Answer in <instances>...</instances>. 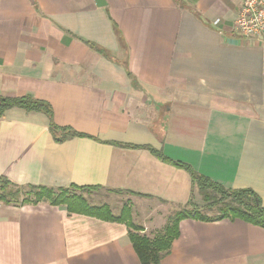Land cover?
Returning <instances> with one entry per match:
<instances>
[{
  "label": "crops",
  "instance_id": "crops-1",
  "mask_svg": "<svg viewBox=\"0 0 264 264\" xmlns=\"http://www.w3.org/2000/svg\"><path fill=\"white\" fill-rule=\"evenodd\" d=\"M103 1L0 0V96L47 103L54 124L85 135L58 142L47 114L9 108L0 176L119 193L118 210L102 204L128 206L150 237L203 203L171 161L264 207V34L237 31L241 0ZM178 231L159 264H264L263 227L184 218ZM0 264L141 263L124 223L0 200Z\"/></svg>",
  "mask_w": 264,
  "mask_h": 264
},
{
  "label": "trees",
  "instance_id": "trees-1",
  "mask_svg": "<svg viewBox=\"0 0 264 264\" xmlns=\"http://www.w3.org/2000/svg\"><path fill=\"white\" fill-rule=\"evenodd\" d=\"M12 107H21L27 111H41L47 114L50 119V130L53 138L61 142L68 137L85 135L76 131L59 127L52 121V111L47 103L38 99L24 97H1L0 96V117L5 110ZM131 147L147 148L151 153L164 161L170 160L161 156L155 149L148 146L131 145ZM177 167L189 172L191 182L201 196L203 205L209 210H214L213 215H205L199 212L190 199L185 206L175 210L168 216L162 232L153 236L142 234V228L132 222L130 208L124 205L118 215H113L107 204L93 205L83 196V191L99 189L96 186H77L48 188L35 185H18L5 177L0 176V200L5 204H37L42 201L50 205H62L71 213H80L96 216L106 221L120 222L127 226L129 239L132 247L141 264H159L160 259L166 254L171 242L178 236L179 222L184 218H193L202 221H213L223 218L241 219L247 223L264 228V207L261 205L258 196L250 189H226L219 183L201 175L182 162H173ZM118 192V191H117ZM20 195H22L20 199Z\"/></svg>",
  "mask_w": 264,
  "mask_h": 264
},
{
  "label": "built area",
  "instance_id": "built-area-1",
  "mask_svg": "<svg viewBox=\"0 0 264 264\" xmlns=\"http://www.w3.org/2000/svg\"><path fill=\"white\" fill-rule=\"evenodd\" d=\"M235 27L244 38H257L264 34V0H241Z\"/></svg>",
  "mask_w": 264,
  "mask_h": 264
},
{
  "label": "rangeland",
  "instance_id": "rangeland-1",
  "mask_svg": "<svg viewBox=\"0 0 264 264\" xmlns=\"http://www.w3.org/2000/svg\"><path fill=\"white\" fill-rule=\"evenodd\" d=\"M82 194L88 200V202L90 204H93V205L94 204L100 205L102 203L109 202V203H111L110 205L112 206V208L114 207L117 210L119 209V206L121 205L119 203H114L113 200L118 198L117 196H119V193H115L113 191H107L104 189H96L93 192L83 191ZM21 197H22V195H20V199H21ZM122 199H123V197H122ZM110 205H108V206L110 207ZM197 209L199 210V212H201L202 214H205V215H213V213H214V210H209L208 208H206V206L203 205V203L201 206L197 207ZM117 210L116 211L114 210L113 212L117 213L118 212ZM173 212L174 211L170 212L169 215H171ZM116 215H118V213ZM166 222H167V219H166ZM159 230H158V232H162L163 229H159Z\"/></svg>",
  "mask_w": 264,
  "mask_h": 264
},
{
  "label": "water",
  "instance_id": "water-1",
  "mask_svg": "<svg viewBox=\"0 0 264 264\" xmlns=\"http://www.w3.org/2000/svg\"><path fill=\"white\" fill-rule=\"evenodd\" d=\"M95 2H96V4L98 6H101V5H104L105 4V2L103 0H95Z\"/></svg>",
  "mask_w": 264,
  "mask_h": 264
}]
</instances>
